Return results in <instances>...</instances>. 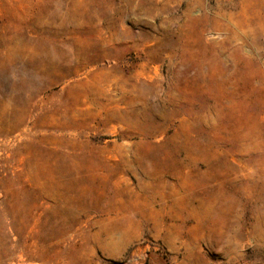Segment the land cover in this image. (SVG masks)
Returning <instances> with one entry per match:
<instances>
[{"label": "rangeland", "instance_id": "1", "mask_svg": "<svg viewBox=\"0 0 264 264\" xmlns=\"http://www.w3.org/2000/svg\"><path fill=\"white\" fill-rule=\"evenodd\" d=\"M0 264H264V0H0Z\"/></svg>", "mask_w": 264, "mask_h": 264}]
</instances>
